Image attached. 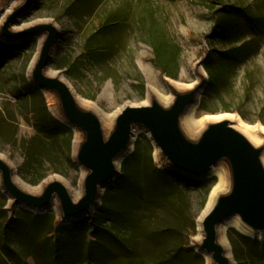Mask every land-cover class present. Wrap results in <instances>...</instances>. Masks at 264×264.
Listing matches in <instances>:
<instances>
[{
    "label": "rangeland",
    "instance_id": "1",
    "mask_svg": "<svg viewBox=\"0 0 264 264\" xmlns=\"http://www.w3.org/2000/svg\"><path fill=\"white\" fill-rule=\"evenodd\" d=\"M238 8L262 21H247ZM3 16L0 9V21ZM216 18L232 22L233 33L206 39ZM37 20H52L60 28L52 69L98 113L145 102L150 85L161 95L172 96L165 78L193 84L200 79L196 73L200 68L207 85L195 108L199 118L233 114L250 125L264 126V0H36L14 28ZM0 42L10 45L0 44V154L30 187L56 176L74 194H82L83 172L74 163L73 152L72 162L67 160L65 142L53 161L34 151L36 126L30 112L44 103L51 113L46 95L39 96L28 77L38 40ZM156 42L172 75L154 63ZM240 46H245L240 57L221 55ZM156 151L140 131L133 153L96 213L69 223H88L103 208L102 228L95 234L101 250L86 252L83 238L85 247L67 264H207L193 239L218 177L192 179L166 169ZM51 216L56 225L62 224L54 209L13 208L0 189V223L15 221L19 231L13 230L16 237L5 247L0 243V264L51 262L53 246L45 239L53 228ZM226 242L236 264H264L259 246L264 237L229 226Z\"/></svg>",
    "mask_w": 264,
    "mask_h": 264
},
{
    "label": "water",
    "instance_id": "2",
    "mask_svg": "<svg viewBox=\"0 0 264 264\" xmlns=\"http://www.w3.org/2000/svg\"><path fill=\"white\" fill-rule=\"evenodd\" d=\"M4 1L10 5L0 21V40L9 44L38 40L28 71L30 84L53 98L55 113L50 111L58 121L80 133L72 152L74 163L83 172V191L76 198L56 176L45 180L40 191H30L17 182L16 168L0 154V189L13 208L37 212L54 209L62 224L93 216L143 131L166 169L199 180L217 176L214 171L224 169L225 187L198 219L201 239L195 249L200 255L208 256L212 264H236L226 242L229 226L256 238L264 237V143L255 145L226 119L210 122L197 136H191L183 126L184 117L206 88L204 75L200 74L191 89L172 88L169 103L153 98L149 103L125 104L106 131L98 112L80 105L69 82L59 74H49L61 37L58 25L52 20H37L16 30L36 0Z\"/></svg>",
    "mask_w": 264,
    "mask_h": 264
},
{
    "label": "trees",
    "instance_id": "3",
    "mask_svg": "<svg viewBox=\"0 0 264 264\" xmlns=\"http://www.w3.org/2000/svg\"><path fill=\"white\" fill-rule=\"evenodd\" d=\"M238 11H240L241 15L249 22L262 21L260 18H256L253 15V13L249 12L246 8H238ZM233 30H234V24L232 22L225 20L221 21V19L216 18L211 32L205 38L211 40L212 38L217 36L225 37L232 34ZM0 44L6 48L10 47V45L3 44L1 42ZM244 47L245 46L232 48L226 52H222L221 55L227 59H235L237 56L240 57V55L241 56L243 55ZM154 49H155L154 63L158 67H160V69L163 72L172 75L171 72H169V70L166 69L167 64L164 63L165 60L163 56V49L161 50L158 42L154 44ZM36 92L39 94V96H42L41 92L39 91ZM30 115L31 118L34 120V124L36 126V137L35 139H33V142H35L34 151L37 152L38 150L41 153L42 157L48 159L49 161H53L54 159L52 158L57 156L56 153L62 151V144L63 142H65L66 144L65 156L68 161L72 162L71 147L74 136L73 131L67 126H65L63 123L58 121L55 117H53L44 103L41 107L38 106L37 108L32 110L30 112ZM33 152H31L30 155H33ZM134 156L135 155L133 154L130 157V159H132ZM124 167L126 166L124 165ZM153 167L156 168V164H154ZM124 169L126 173V168ZM19 172L20 175H22L21 171ZM103 210L104 209L102 208L100 213H98L96 217L91 219L88 223L84 222V223L56 225V221L54 220V217L51 216V224L53 228L52 230L49 231L47 235H45L46 241L52 244L53 246L51 251L52 253L50 259L51 262H48V264H67L66 262H71L70 257L75 256V254H78L81 250H83L85 246L88 248V249L85 248L86 252H89V250H92L93 248L100 249L101 244L96 240L95 234H97L98 230L102 228V219L104 218ZM22 215L28 216L25 213ZM17 225L18 223L12 220H6L3 223H0L1 226L0 243L2 244L3 247L6 246L5 243L9 242L10 240H13V238L16 237L15 233L19 232ZM86 228L89 230L88 234H87L88 230H86ZM13 230H15V233ZM88 236L93 238V240L92 239L88 240ZM83 238L86 241L85 246L81 244ZM77 240L79 241L80 244L75 245V242H77ZM259 246L264 251V242L259 243ZM84 263L85 262L83 263L76 262L75 264H84Z\"/></svg>",
    "mask_w": 264,
    "mask_h": 264
},
{
    "label": "bare ground",
    "instance_id": "4",
    "mask_svg": "<svg viewBox=\"0 0 264 264\" xmlns=\"http://www.w3.org/2000/svg\"><path fill=\"white\" fill-rule=\"evenodd\" d=\"M9 5H10V2L0 0V9L5 10L9 7ZM196 73H197V76L199 77L200 74H202L201 69L199 68ZM49 74L50 75L59 74L60 76H63L62 74H60L59 72H57L53 69L49 72ZM164 83L167 85L168 88H170V89L174 88V89L179 90V91L191 89L193 86V84H189V85L180 84V83H178L172 79H169V78H165ZM46 97H47V101H48V104H49L51 110L55 113L53 98L47 93H46ZM153 98H157L162 103H169L173 100V95L172 96L161 95L156 90V88L154 86L150 85L149 90H148L147 99L145 100V103H149ZM77 100L82 107L87 108V109L88 108L92 109V106L87 101H85L79 97L77 98ZM195 108H196V105H194L192 107V109L188 112V114L183 119V126H184L185 130L191 136L199 135L200 132L207 126V124H209L212 121H219V120H225L226 119L237 130L242 132L255 145H261L262 143H264V126H262V125H258V126L250 125V124L244 122L239 116L233 115V114H226V115H221V116L212 117V118H205V117L199 118L196 114ZM121 109H122V107L117 109L113 113H98V116L101 119L103 127L106 131L110 130V128L113 125V122H114V119H115L117 113H119L121 111ZM56 115H58V114L56 113ZM80 139H81V135H80V133H78L76 131L75 132V138H74V148H76ZM155 156H156V159L158 160V162L161 163L159 156H158V150L156 151ZM263 161H264V158H263ZM214 173L219 178V181L216 184V186L212 189V191L209 195V200H208L207 206H209L214 201L218 192L220 190H222L226 185V176H225L224 169L218 168L214 171ZM16 180L20 185L25 187V189L30 190V191L38 192L42 188V185L33 188V187L28 186V185H25L20 179H16ZM72 194L75 198L79 196L78 192L75 194H74V192H72ZM200 239H201V230H200V225H198V233L195 236V238L193 239V245L195 246V244L200 242ZM222 239L225 242L224 236H222ZM206 261H207V264H212L210 261V258L208 256H206Z\"/></svg>",
    "mask_w": 264,
    "mask_h": 264
}]
</instances>
